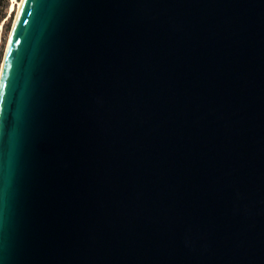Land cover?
<instances>
[{
    "label": "water",
    "instance_id": "95a60500",
    "mask_svg": "<svg viewBox=\"0 0 264 264\" xmlns=\"http://www.w3.org/2000/svg\"><path fill=\"white\" fill-rule=\"evenodd\" d=\"M0 264H264V0H23Z\"/></svg>",
    "mask_w": 264,
    "mask_h": 264
},
{
    "label": "rangeland",
    "instance_id": "374dc122",
    "mask_svg": "<svg viewBox=\"0 0 264 264\" xmlns=\"http://www.w3.org/2000/svg\"><path fill=\"white\" fill-rule=\"evenodd\" d=\"M10 0H0V65L4 57L9 31L15 17V11H9Z\"/></svg>",
    "mask_w": 264,
    "mask_h": 264
},
{
    "label": "bare ground",
    "instance_id": "6f19581e",
    "mask_svg": "<svg viewBox=\"0 0 264 264\" xmlns=\"http://www.w3.org/2000/svg\"><path fill=\"white\" fill-rule=\"evenodd\" d=\"M10 1H11V3H10L9 11H12V10L15 11V17H14V20H13V23H12V27H11V29L9 31V35H8V38H7V43H6V47H5L4 57H3L2 61H1V65H0V76H1V73H2V69H3V65H4V60H5L6 52L8 50V46H9V43H10L12 31H13L15 22L17 20L18 13L20 11V8H21L22 2H23V0H10Z\"/></svg>",
    "mask_w": 264,
    "mask_h": 264
}]
</instances>
